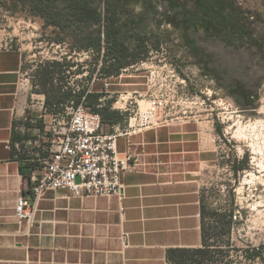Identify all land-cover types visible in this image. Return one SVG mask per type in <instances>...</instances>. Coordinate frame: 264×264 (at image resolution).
<instances>
[{"label":"crops","instance_id":"obj_1","mask_svg":"<svg viewBox=\"0 0 264 264\" xmlns=\"http://www.w3.org/2000/svg\"><path fill=\"white\" fill-rule=\"evenodd\" d=\"M100 80L102 90L96 87ZM100 80L88 91L107 90L108 78ZM36 87L23 71L22 53L2 51L0 264H168L170 249L203 246L202 203L209 208L208 182L220 168V153L192 117L119 137L120 153L131 151L138 162L122 174V194L49 191L32 222L19 220L16 200L31 195L30 171L46 157L60 127ZM103 130L113 128L104 124Z\"/></svg>","mask_w":264,"mask_h":264},{"label":"rangeland","instance_id":"obj_2","mask_svg":"<svg viewBox=\"0 0 264 264\" xmlns=\"http://www.w3.org/2000/svg\"><path fill=\"white\" fill-rule=\"evenodd\" d=\"M232 1L243 6L260 3ZM115 6L123 15L126 29L150 34L159 48L153 47L147 59L109 77L99 108L112 100L113 109L126 121L139 109L148 108L154 99H163L165 119L192 117L199 128L207 130L210 146H217L220 153V168L209 177L208 209L221 213L232 210L236 221L231 235L233 246L227 247L225 260L230 264H264V82L255 104L247 108L204 73L203 58L193 48V42L203 46L206 39L203 31L195 30L202 19L199 14L209 10L204 0H116ZM12 49L22 53L23 71L34 81L42 62L62 60L68 50L67 45L50 44L44 39L38 19L0 7V53ZM206 50L220 52V57L216 56L221 70L231 66V49L220 45ZM71 57L68 60L79 63L84 71L81 76L71 75L70 84L76 89L89 88L94 78L103 79L97 73L89 77L96 62L93 53ZM232 65L240 82L253 84V72L243 73L244 64ZM35 85L41 91V86ZM96 87L102 90L103 81H97ZM63 111L60 113L67 121L69 116ZM114 125L123 126L122 122ZM238 162L245 166L235 171ZM207 224L211 232L218 230L211 213ZM215 241L212 236L211 242Z\"/></svg>","mask_w":264,"mask_h":264},{"label":"trees","instance_id":"obj_3","mask_svg":"<svg viewBox=\"0 0 264 264\" xmlns=\"http://www.w3.org/2000/svg\"><path fill=\"white\" fill-rule=\"evenodd\" d=\"M259 1L255 6H243L232 0H204L209 10L199 14L202 19L195 30L205 34V46L193 42L195 52L200 53L203 58L204 73L217 80L219 89L241 101L247 108L255 104L258 90L264 82V0ZM115 2L116 0H0V7L38 19L43 37L50 44L67 45L68 50L62 60L42 62L34 75L35 84L41 86L40 92L46 97L45 107L48 112L57 114L65 109L69 99L78 103L86 96V105L101 114L104 124L112 126L124 122L122 114L113 109L112 100L105 107L99 108L104 92L88 91L84 87L78 90L70 84L71 75H79L84 71L79 63L68 60L70 55L73 57L83 52L93 53L96 62L95 67L89 71V77L97 73V77L109 78L118 76L124 69L147 59L153 47L159 48V44L154 45V37L150 34L124 27L123 15ZM220 45L232 50L229 58L232 64H244L243 73L251 71L255 74L253 84L240 82L232 64L221 70L220 52H216L218 57L215 52L214 55L212 51L206 50ZM244 166V162H238L234 169L237 171ZM210 213L218 228L216 231L211 229L212 232L206 221ZM235 222L232 210L226 213L217 209L209 211L202 203L203 246L170 249L168 264H230L231 261L225 259L228 256L227 247L233 246L231 235ZM212 236L216 238L215 243L211 242ZM253 251L255 255H259V251Z\"/></svg>","mask_w":264,"mask_h":264},{"label":"built area","instance_id":"obj_4","mask_svg":"<svg viewBox=\"0 0 264 264\" xmlns=\"http://www.w3.org/2000/svg\"><path fill=\"white\" fill-rule=\"evenodd\" d=\"M243 1L235 0L238 4ZM165 108L163 99H154L148 108L129 117L126 127L113 125L112 131L105 132L101 114L86 105V96L78 103L69 99L63 111L69 118L66 121L60 112L55 114L54 121L60 126L57 135L46 157L30 171L31 195L18 196L16 217L32 222L38 201L58 189H67L75 196L122 194V174L136 169L138 162L132 161L131 151L120 153L118 139L164 125L168 121L163 115Z\"/></svg>","mask_w":264,"mask_h":264}]
</instances>
